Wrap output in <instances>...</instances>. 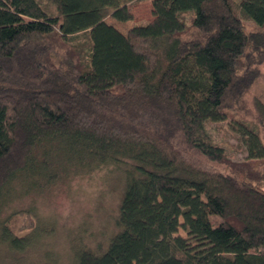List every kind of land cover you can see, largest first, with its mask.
<instances>
[{
	"label": "trees",
	"instance_id": "1",
	"mask_svg": "<svg viewBox=\"0 0 264 264\" xmlns=\"http://www.w3.org/2000/svg\"><path fill=\"white\" fill-rule=\"evenodd\" d=\"M130 1L0 0V205L117 170L118 230L72 264H264V140L240 122L249 153L234 160L207 130L260 74L264 0H152L123 33L106 17L130 20Z\"/></svg>",
	"mask_w": 264,
	"mask_h": 264
},
{
	"label": "rangeland",
	"instance_id": "2",
	"mask_svg": "<svg viewBox=\"0 0 264 264\" xmlns=\"http://www.w3.org/2000/svg\"><path fill=\"white\" fill-rule=\"evenodd\" d=\"M39 2L56 11L49 0ZM128 7L133 14L130 20L120 21L108 15L106 21L127 33L132 26L154 18L152 0H131ZM184 18L190 22V14ZM245 98L244 108L228 109L227 119L207 122L212 141L223 146L227 156L234 160L246 159L249 153L240 122L255 126L264 140L254 108L255 98L264 102V63ZM190 151L198 160H205L197 151ZM256 162L259 168L261 161ZM122 194L121 174L107 168L60 179L29 193L14 194L0 205V226L7 225L13 234L29 237L30 243L12 248L0 237V264H72L82 248L101 251L118 230L116 217ZM178 234L187 235L182 227Z\"/></svg>",
	"mask_w": 264,
	"mask_h": 264
}]
</instances>
